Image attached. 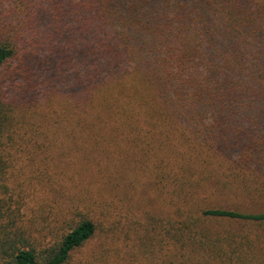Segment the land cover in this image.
Listing matches in <instances>:
<instances>
[{"label":"trees","instance_id":"1","mask_svg":"<svg viewBox=\"0 0 264 264\" xmlns=\"http://www.w3.org/2000/svg\"><path fill=\"white\" fill-rule=\"evenodd\" d=\"M0 264H264V0H0Z\"/></svg>","mask_w":264,"mask_h":264},{"label":"rangeland","instance_id":"2","mask_svg":"<svg viewBox=\"0 0 264 264\" xmlns=\"http://www.w3.org/2000/svg\"><path fill=\"white\" fill-rule=\"evenodd\" d=\"M62 143H63V141H62V138H57V140L54 142V145H55V147H57V146H59L60 148H64V150L66 149V152H67V148L66 147H62L61 145H62ZM64 155H67V154H64ZM68 156V155H67ZM56 158L57 157H59V155H58V153H57V155L55 156ZM69 157H72L71 155H69ZM64 158V157H63ZM59 160H62V159H60L59 158ZM63 163H65L64 161H63ZM64 169H67V168H65V165H64ZM68 170V169H67ZM101 169H98L97 171H100ZM69 171V173H74V176L76 177L77 175H78V173H82V171H80L79 170V168H76V166L73 168V170H68ZM91 172V170H89L88 172H86V173H90ZM118 172V171H117ZM122 172V171H121ZM72 189H74V190H76V188H74V187H72ZM145 200V199H144ZM146 201V200H145ZM112 218V217H115V216H110V215H107L106 216V220L108 219V218ZM105 223H106V221H104ZM118 226H120V225H118ZM95 241L93 240V241H91V242H89L85 247H84V251L83 252H81V251H79L77 254H76V256H75V259L76 260H80V261H82V256H83V254H89L90 253V249H91V247H93V243H94Z\"/></svg>","mask_w":264,"mask_h":264}]
</instances>
